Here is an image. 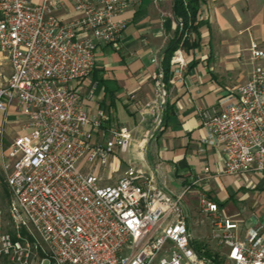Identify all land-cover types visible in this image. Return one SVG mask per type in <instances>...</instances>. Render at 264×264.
I'll use <instances>...</instances> for the list:
<instances>
[{
    "label": "built area",
    "instance_id": "built-area-1",
    "mask_svg": "<svg viewBox=\"0 0 264 264\" xmlns=\"http://www.w3.org/2000/svg\"><path fill=\"white\" fill-rule=\"evenodd\" d=\"M67 1L66 21L65 0H0V163L11 224L0 255L14 264H213L194 248L187 189L174 195L137 165L112 185L82 171L81 162L104 167L131 144L125 126L105 128L102 110L88 116L74 84L92 73L99 44L122 37L127 22L117 18L133 0ZM187 36L169 61L177 77ZM248 52L246 81L199 109L205 142L224 156L217 175L264 171V49L252 42ZM11 111L22 118L14 132ZM198 208L196 224L208 225L222 264H264L262 227L239 238L216 202L201 195Z\"/></svg>",
    "mask_w": 264,
    "mask_h": 264
},
{
    "label": "crops",
    "instance_id": "crops-1",
    "mask_svg": "<svg viewBox=\"0 0 264 264\" xmlns=\"http://www.w3.org/2000/svg\"><path fill=\"white\" fill-rule=\"evenodd\" d=\"M197 3L195 26L181 46L186 65L180 76L170 73L164 83L163 54L177 28L173 1L133 0L117 18L127 22L122 37L99 44L92 73L74 85L88 116L102 110L105 128L125 126L131 144L124 153L114 152L104 167L85 162L80 167L85 174L99 176L101 185H112L129 166L137 165L174 195L187 189L184 203L193 218L200 217L199 198L206 195L221 214L237 222V235L243 238L249 228L262 227L264 232V171L217 175L224 156L219 147L205 142L199 109L214 106L246 81L250 44L264 49V0ZM69 11L65 0L66 21ZM14 116L11 111L6 120ZM21 121H8L7 127L14 131ZM200 232L198 241L209 232L207 224Z\"/></svg>",
    "mask_w": 264,
    "mask_h": 264
},
{
    "label": "trees",
    "instance_id": "trees-1",
    "mask_svg": "<svg viewBox=\"0 0 264 264\" xmlns=\"http://www.w3.org/2000/svg\"><path fill=\"white\" fill-rule=\"evenodd\" d=\"M173 1V19L177 24L176 32L174 33L173 38L169 41L165 52L163 54L162 59V82H166L168 80L170 71L169 61L173 54V52L179 47L182 36L194 28L196 22V16L198 11V3L197 0H188L187 5L184 6L183 0H172ZM168 21L165 23L168 26ZM6 186V184H5ZM4 196L8 200L9 203V194L7 190L4 188ZM194 248L196 252L205 255L209 258L213 264H222L221 260L217 253H211L206 248V245L203 243H194Z\"/></svg>",
    "mask_w": 264,
    "mask_h": 264
},
{
    "label": "rangeland",
    "instance_id": "rangeland-1",
    "mask_svg": "<svg viewBox=\"0 0 264 264\" xmlns=\"http://www.w3.org/2000/svg\"><path fill=\"white\" fill-rule=\"evenodd\" d=\"M245 65H247V66L249 65L250 66L249 60H247ZM20 120H21V117H19V116H14V118L13 117H9L8 118L9 122L10 121L11 122L20 121ZM8 128L9 127H7V129ZM7 129H6V126H5V131H7ZM10 139H11V136H7L6 137L5 145H8V143L10 142ZM4 188L7 190L8 194H9V190L5 186V175H4L3 171H2L1 163H0V234L11 230V224H10V220H9V216H8V200L4 196V191H3ZM9 198H10V194H9ZM198 213H199V211H198ZM199 218L200 217L193 218V217L190 216V219H189L190 227H191L192 234H193V237H194V243H196V244H198L199 242L205 243L206 244V248L208 249L209 252L217 253L218 249L215 247L213 242H211L210 233L209 232L205 235L204 238H201L200 241L197 240V236H201V234H202L200 232L201 225L196 224V221H198ZM196 230H198L199 232L198 231L196 232ZM0 264H14V263L11 262L8 258H4V257H2L0 255Z\"/></svg>",
    "mask_w": 264,
    "mask_h": 264
}]
</instances>
